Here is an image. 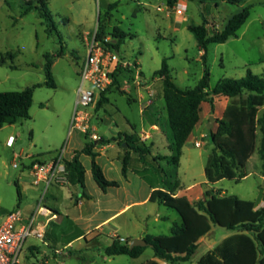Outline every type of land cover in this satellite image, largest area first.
<instances>
[{"label":"rangeland","instance_id":"rangeland-1","mask_svg":"<svg viewBox=\"0 0 264 264\" xmlns=\"http://www.w3.org/2000/svg\"><path fill=\"white\" fill-rule=\"evenodd\" d=\"M29 1L37 0H0V53L17 54L15 60L0 65V92L21 91L44 83V55L58 54L62 48L63 55L53 58L52 73L56 88L43 86L35 89L30 119L0 129V220L11 211L20 210L27 215L37 209L43 186L32 185V174L23 167L30 164L31 157L44 154L40 158L49 159L67 144L69 149H80L90 141L81 133L71 134L70 127L78 98L81 66L100 23L105 27L109 43L117 42L113 36L115 29L130 35L123 40L118 51L122 62L118 65L117 85L107 93L109 102L98 109V100L89 109L97 133L111 143L118 137V132L124 134L129 131L150 145L151 140L146 139V134L150 132L152 135L149 124L153 123L162 124L161 130L169 134L163 110L162 80L154 76L164 59H168L175 82L182 89L194 88L203 78L206 66L210 73V90L224 78L245 77L249 69L264 78V0H245L241 5H231L222 0H182L173 9L167 6V0H48V11L56 26L51 36L46 32L47 25L39 12L29 10ZM114 2H119V6L109 13L107 6ZM248 6L251 7V15L238 36L229 38L225 43L211 44L205 64L203 53L188 26L206 21L210 33L220 31L234 14ZM174 8H182L183 14H177ZM249 95L246 92L231 99L228 104L239 107ZM217 103L220 104V100L217 99ZM225 110L210 113L215 118L213 124L217 117L224 116ZM263 112L264 106L259 108L258 115ZM209 123L210 117L206 116L200 131L195 132L194 141H199L201 146L187 145L179 174H175L173 166L166 160H151L149 164L154 171L149 177L165 181L178 179L185 186L206 182L205 166L214 144L210 137H202L201 134H210ZM10 136L16 139L12 148L6 145ZM161 139L153 137L154 141H160L159 147L152 150L156 155L163 156L168 152L165 147L167 139L163 136ZM100 145L104 147L106 142ZM115 147L122 149L120 145ZM133 155L137 157V154ZM82 161L86 167L90 166L89 157H83ZM135 162L138 163L137 158ZM260 164L256 151L243 171L245 177L224 179L209 186L221 194L225 192L222 195H237L243 200L253 201L256 206L263 205L264 177L260 174ZM65 191L69 193L68 189ZM90 191L93 193L92 189ZM46 202L44 206L50 208L51 203ZM158 207L172 217H178L175 210L154 206L155 209ZM140 212L142 208H136L129 214ZM120 222L121 234L130 230L124 221ZM72 228L71 223L67 229L71 231ZM51 233H58L60 237L64 234L55 229ZM234 233L213 225L205 245L213 250L217 242ZM35 241L40 246H30L27 250L25 247L22 264L44 262L41 249L46 251L50 264H144L154 259L151 247H147L137 259L126 255L108 257L105 252L108 245L103 238L91 248L86 247L84 240L77 242L73 255L62 259L55 257L42 241ZM206 252L201 246L191 261L176 264H197Z\"/></svg>","mask_w":264,"mask_h":264},{"label":"trees","instance_id":"trees-1","mask_svg":"<svg viewBox=\"0 0 264 264\" xmlns=\"http://www.w3.org/2000/svg\"><path fill=\"white\" fill-rule=\"evenodd\" d=\"M180 1L182 0H167V6L173 8ZM222 1L231 5H241L245 2V0ZM28 5L29 10L35 9L39 12L47 25L46 32L51 36L56 26L48 11V0L29 1ZM118 6L119 2L111 3L107 6V11L110 13ZM250 15L251 7H244L226 22L223 29L213 33L209 32L206 21L200 25L188 26V30L197 40L200 51L203 52L202 57L205 64L209 46L214 43H225L229 38L237 37ZM104 29V25L100 23L95 35L96 41L116 51H119L123 40L130 36L122 30L115 29L113 36L117 42L112 44L106 41ZM60 53L44 55L46 60L44 64L46 81L44 83L21 91L0 92V129L6 125L30 119V109L36 88L43 86L56 88L52 65L53 58L63 55V48ZM16 58L17 54L13 52L0 53V65H6ZM11 67L16 69L12 64ZM117 74L118 68L112 74L113 84L101 94L97 102L98 109L109 102L107 93L111 87L117 85ZM154 76L162 80L167 125L170 130L168 140L171 156H153V144L149 145L142 141L136 133L119 134L114 139L125 151L122 160L123 176H127L134 160L133 153L137 154L138 162L143 165V169L139 171L140 175L155 188L151 195V202L175 210L181 219V223L174 226L170 235L146 237L145 240L149 244L147 247L153 249L155 257L166 262L173 264L189 262L201 248V239L210 235L213 225H217L235 233L225 237L215 249L202 256L197 264H264V206L257 208L253 201L243 200L237 195H222L220 191H215L209 186L224 179L235 180L237 177H245L243 171L247 161L256 151L261 160V175L264 177V112L258 115L259 108L264 106V78L249 69L245 77L224 78L214 89L210 90V73L206 66L203 78L194 88L182 89L175 82L168 59L163 60L161 68L154 73ZM246 92L250 93L246 101L239 107L233 103L228 104L223 118H216L217 131H211L209 134L214 149L205 166L207 183L204 186L202 200L192 204L185 196L176 197L175 192L179 188L178 180L165 181L162 178L151 179L149 177L150 172L154 171L149 164L151 160H166L177 174L183 148L200 120L203 102H209L213 106L215 96L224 95L234 99ZM102 142L111 143L104 138ZM94 143L88 140L81 151H77L72 158L66 161L70 183L78 185L82 191H85L86 170L80 160V155L86 154L91 157L93 177L99 187L103 191L111 187H119L118 181H110L105 176L97 161L98 153L94 152ZM43 155L33 156L31 159L38 160ZM154 180L157 186H154ZM18 195L20 198L19 191ZM131 241L132 239H128L127 243L112 241L106 247V255L109 257L126 255L134 259L139 258L147 247L130 249ZM144 264L159 263L149 260Z\"/></svg>","mask_w":264,"mask_h":264},{"label":"crops","instance_id":"crops-1","mask_svg":"<svg viewBox=\"0 0 264 264\" xmlns=\"http://www.w3.org/2000/svg\"><path fill=\"white\" fill-rule=\"evenodd\" d=\"M217 99L220 100V104L217 103ZM162 100L165 106L164 99ZM230 100L231 99L229 97L220 95L214 97L213 106L209 102H203L201 104L200 120L183 148V154L177 174H179L178 171L181 166L185 149L187 148V145L193 144L194 139H196L195 132L200 131L206 116L207 118L211 117L210 113H212L213 110L216 112L224 111ZM163 110L166 112L164 115H166L167 118L166 107ZM217 118L221 119L223 118V115ZM149 125L152 130V135L148 132L146 134V139L151 140L150 144H153V148L155 149L159 147L158 142L163 140L161 139V136L166 138L167 143L165 144V147L168 148V152L163 154V156H171L172 153L169 149L170 142L168 140V133L161 130L162 124L154 123ZM209 129L210 132H216L218 124L215 122ZM125 133L130 134L129 131ZM119 134H123V132H118L117 135ZM206 135L209 138L208 134H201L202 137ZM154 136L158 137L160 140L154 141ZM103 138L105 137L103 136ZM85 144H83L80 149L70 147L68 151L69 158H72L77 151H81ZM94 144V152L98 153L97 161L102 167L105 176L110 181H118L120 186L111 187L106 191H103L93 177L91 157L86 154L80 155L82 163L83 157H89L91 160L89 167H86L83 163L86 170L85 191H82L78 185L73 184L66 187H51L46 197V201H48L46 203H51V205L48 204L50 208L46 207L37 217L39 227L45 231V238L42 242L44 246L52 250L55 257L59 256L60 258L65 259L72 256L75 244L81 240H84L86 247L91 248L92 246L100 243V238H103L107 245H110L111 242L114 241L112 238L114 233L126 238L127 241L128 239H145L148 236H166L172 233L176 224L181 223L179 215L178 217H172L167 214L164 209L162 210L159 207V209L154 208L156 205H164L151 202V195L155 188H153L151 184H149V182L140 175L139 171L143 169V165L140 162H135V158L137 157L132 155L134 160L128 170L127 176L124 177L122 173V160L125 155V151L123 148L118 149V147H111V144H115V146L118 145V141L106 144L104 147L97 142ZM152 155L156 156L155 153H152ZM178 182L179 188L175 192L176 197L185 196L192 204L203 199L204 186L207 181L189 184L188 186L182 184L180 180H178ZM157 185L156 180H154V186ZM75 187L77 189H75ZM65 189H68L69 193H66ZM90 189L93 190V193ZM224 193L225 192H222V194ZM263 206L264 204L258 205L257 208H261ZM136 208H142V212L130 215L129 213ZM120 221H124L125 225L130 227V230L121 234L119 232V230L122 229ZM152 221L153 224H151ZM71 223L73 224V228L70 231L67 228ZM54 229L57 230V232L60 231L64 233L63 236L60 237L58 233L56 235L52 234L51 232H54ZM35 240L36 239H31V241L27 244L26 250L30 246H40ZM201 242V246L204 247L207 252L212 250L210 247L205 245V237L201 239ZM217 243L220 244L221 242ZM33 249L36 251L38 250L37 248ZM40 254L42 258H44V262L39 261V263L50 264L46 251H42L41 249ZM151 260H155L159 264L166 262L155 256L154 259ZM165 264L173 263L166 262Z\"/></svg>","mask_w":264,"mask_h":264},{"label":"built area","instance_id":"built-area-1","mask_svg":"<svg viewBox=\"0 0 264 264\" xmlns=\"http://www.w3.org/2000/svg\"><path fill=\"white\" fill-rule=\"evenodd\" d=\"M174 11L177 14H183L182 8H174ZM87 49L88 53L80 70V86L70 133H81L90 141L101 144L103 138L92 125L89 109L113 84L112 74L116 72L122 61L118 51L105 47L101 42L96 41L95 37ZM15 140L14 136H10L6 143L7 147L12 148ZM193 144L197 147L201 146V143L196 140ZM111 147H115V144H111ZM68 151L67 144L56 151L51 158L38 160L30 158V164L23 166L32 174V185L43 186V194L39 198L35 212L25 215L22 211L15 210L0 220V264H22L21 257L25 252L27 242L30 239L44 240L45 231L39 227L37 217L46 208L44 203L51 187L71 185L66 168V161L70 159ZM14 166L19 167L18 164ZM112 238L121 243H127L126 238L116 233L112 235Z\"/></svg>","mask_w":264,"mask_h":264},{"label":"water","instance_id":"water-1","mask_svg":"<svg viewBox=\"0 0 264 264\" xmlns=\"http://www.w3.org/2000/svg\"><path fill=\"white\" fill-rule=\"evenodd\" d=\"M215 118L213 116L210 117V123L209 127H212V124L214 122ZM124 146H126L124 144ZM208 237H205V240H207ZM149 244L145 239H133L130 243V249H133L135 247H147Z\"/></svg>","mask_w":264,"mask_h":264}]
</instances>
